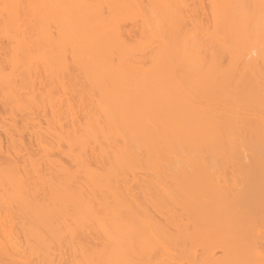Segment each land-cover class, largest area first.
<instances>
[{"label": "bare ground", "instance_id": "6f19581e", "mask_svg": "<svg viewBox=\"0 0 264 264\" xmlns=\"http://www.w3.org/2000/svg\"><path fill=\"white\" fill-rule=\"evenodd\" d=\"M0 23V264H264V0H0Z\"/></svg>", "mask_w": 264, "mask_h": 264}, {"label": "rangeland", "instance_id": "374dc122", "mask_svg": "<svg viewBox=\"0 0 264 264\" xmlns=\"http://www.w3.org/2000/svg\"><path fill=\"white\" fill-rule=\"evenodd\" d=\"M0 25H1V23H0ZM21 25H22V24H20V26H21ZM23 25H24V24H23ZM25 25H26V24H25ZM21 27H23V26H21ZM19 29L21 30V28H19ZM2 32H3V31H0V56H2V57H0V60H1L0 62H3V63L5 64V60H6V59L3 58V56L5 57V55H6V58H7V56L9 55V56H8V58H9L10 55L13 53V51H12L11 53L8 52L9 49L11 50V48L8 49L9 45H11V44H9V43H11V42H10L11 40L8 39V37H7V35H6L5 32H3V33H2ZM7 32H9L8 29H7ZM10 32H11V31H10ZM10 36H11V35H10ZM8 41H9V42H8ZM13 42H14V43H13V46H14L15 41H13ZM1 46H2V47H1ZM3 47H5V48H3ZM2 48H3V49H2ZM6 48H7V49H6ZM4 49H5V50H4ZM12 49H13V48H12ZM6 50H7V51H6ZM5 51L8 52L9 54L6 53ZM3 53H4V55H3ZM7 54H8V55H7ZM12 55H13V54H12ZM1 58H2V59H1ZM11 58H13V56H11L9 59H11ZM9 59H8V61L10 62L11 60H9ZM8 61H6V62H7V63L5 64L6 67H7V65L9 64ZM11 62H12V61H11ZM3 63H2V64H3ZM10 65H11V64H10ZM2 66H3V65H2ZM5 66H3L2 69H4ZM9 67H10V66H9ZM9 67H7L8 69L5 68L6 71L9 70ZM5 69H4V70H5ZM4 70H3V71H4ZM4 72H5V71H4ZM8 72L10 73L11 71L9 70ZM6 73H7V72H5V74H6ZM41 74H42V75H41ZM41 74H39V75H37V76H38V77L41 76L40 79L42 78V80H44L43 78H45V76L42 77V76H43V73L41 72ZM34 77H35V76H34ZM34 77H33V78H34ZM38 77L35 78V80H34L33 78H32V79L36 82V80L38 79ZM34 81H32V82H34ZM38 81H40V80L38 79ZM38 81H37V83L39 84V86H38L37 83H36V85H35V84H33V83L31 82L33 85H35L36 89H40V88L46 86V85H44V86H40V83H41V82L39 83ZM35 82H34V83H35ZM44 82H45V81H44ZM47 82H48V81H47ZM41 84L43 85V83H41ZM45 84H46V83H45ZM33 87H34V86H33ZM35 87L33 88V90L35 89ZM45 88H46V87H45ZM45 88H43V90H44ZM43 90H42V89L39 90V91H41V92H39L40 96H41V95H44L45 92L47 91V90H46V91L43 92ZM35 91H36V90H35ZM37 92H38V91H36V94H37ZM36 96H39V95H36ZM34 106H35V105H34ZM36 107H37V106H36ZM32 108H33V107H32ZM32 110L35 111L36 109H32ZM34 111H32V116L35 114L36 118H35V116H33V118H35V120L38 118L39 121H37V120L34 121V119L32 118V119H33V122H35V123L37 124V123H41L40 121H42V123H41V124H43L42 126H45V125H44V122H43L44 119L41 120L42 117H43V114H40V113H43V112H42V111H41V112L38 111V112H35V113L33 114ZM36 111H37V110H36ZM2 112L5 113V112H4V109H2V99L0 98V123H1V121H2V117H3V115H4ZM39 112H40V113H39ZM36 113H37L38 115H36ZM41 116H42V117H41ZM29 117H30V115H29ZM40 117H41V118H40ZM30 118H31V117H30ZM37 125H38V124H37ZM39 125H40V124H39ZM25 134H26V133H24V136L22 135L21 137H24V139H23L24 141L22 140V142H23L24 145H25V144L27 145V150H30L31 152H33V154L41 155V154L38 153V152L40 151V148H38V147L34 144L35 142L32 143V140H30L31 138H29L30 135H29V136H28V135L25 136ZM32 139H33V138H32ZM33 141H34V140H33ZM26 145H25V147H26ZM37 148L39 149V151H38ZM36 149H37V150H36ZM40 153H41V152H40ZM35 156H36V155H35ZM36 157H38V156H36Z\"/></svg>", "mask_w": 264, "mask_h": 264}]
</instances>
